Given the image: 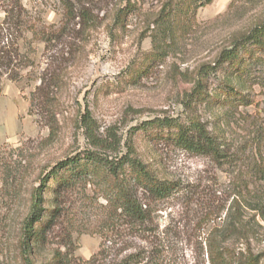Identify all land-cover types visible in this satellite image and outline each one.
I'll list each match as a JSON object with an SVG mask.
<instances>
[{
    "label": "rangeland",
    "instance_id": "obj_1",
    "mask_svg": "<svg viewBox=\"0 0 264 264\" xmlns=\"http://www.w3.org/2000/svg\"><path fill=\"white\" fill-rule=\"evenodd\" d=\"M66 1L73 12L63 0L0 1V26L5 10L21 6L39 32L20 36L3 26L4 37L18 42L34 66L21 70L18 82L5 77L0 95V264H23L18 227L39 175L85 150L112 158L135 152L161 178L180 182V191L159 204L153 229L171 234L170 264H210L211 237L237 249L249 242L264 254V71L242 82L231 77L253 101L248 107L190 101L198 71L214 64L234 33L264 19V0H214L175 40L157 23L164 0ZM129 5L135 8L119 26L116 15ZM225 79L219 71L210 88ZM191 116L224 142L227 161L152 142L138 131L156 118ZM76 207L79 225L94 228L101 219L93 202L80 199ZM100 245L96 234L74 233L73 247L58 249L64 264H110L114 252L94 258ZM55 249L54 241L38 263L52 264Z\"/></svg>",
    "mask_w": 264,
    "mask_h": 264
},
{
    "label": "trees",
    "instance_id": "obj_2",
    "mask_svg": "<svg viewBox=\"0 0 264 264\" xmlns=\"http://www.w3.org/2000/svg\"><path fill=\"white\" fill-rule=\"evenodd\" d=\"M63 1L68 12H73L69 9L70 3ZM213 2L164 0L157 23L167 26L171 39L182 38L196 25L199 10ZM15 7L5 10L6 17L0 26V95L5 77L18 82L22 79L21 70L34 66L33 60L21 54L19 43L9 41L3 35L5 25L20 36L23 32L33 37L39 33L26 20L24 9L20 6L15 10ZM132 8L135 6L129 5L118 11L116 21L119 26L132 13ZM230 39L214 64H205L198 71L201 80L190 96L193 104H231L236 107L253 104L247 94L233 85L231 77L253 79L252 72L257 68L264 71V19L244 31H237ZM222 70L230 80L220 81L215 90L211 89L210 79ZM138 131L152 142L165 141L195 156L211 158L218 163L228 159L224 142L211 133L205 122L194 116L184 120L156 118L142 123ZM180 189V182L161 178L135 152L112 158L103 151L85 150L59 159L39 175L37 185L26 197L18 227L22 262L39 264V252L55 241L57 249L51 263L64 264L58 248H72L73 234L87 233L101 238L99 253L94 258H108L115 253L110 264H170L171 234L153 232V229L157 226L159 204L172 198ZM19 199L16 192L14 200L20 206ZM80 199L98 207L101 219L94 228L76 221L75 208ZM80 228L86 230L79 232ZM207 245L210 264H261L264 256L253 252L249 242L244 248L237 249L211 237Z\"/></svg>",
    "mask_w": 264,
    "mask_h": 264
}]
</instances>
